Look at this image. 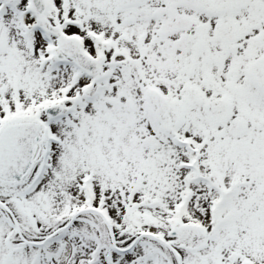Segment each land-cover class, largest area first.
I'll return each instance as SVG.
<instances>
[{
	"label": "snow or ice",
	"instance_id": "1",
	"mask_svg": "<svg viewBox=\"0 0 264 264\" xmlns=\"http://www.w3.org/2000/svg\"><path fill=\"white\" fill-rule=\"evenodd\" d=\"M0 264H264V0H0Z\"/></svg>",
	"mask_w": 264,
	"mask_h": 264
}]
</instances>
